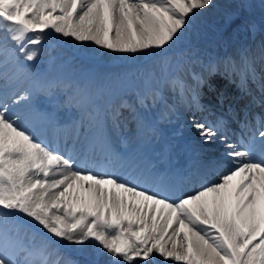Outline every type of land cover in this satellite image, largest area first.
Instances as JSON below:
<instances>
[{
    "label": "snow or ice",
    "instance_id": "snow-or-ice-1",
    "mask_svg": "<svg viewBox=\"0 0 264 264\" xmlns=\"http://www.w3.org/2000/svg\"><path fill=\"white\" fill-rule=\"evenodd\" d=\"M213 0H0V264H79L58 254L61 241L91 247L87 264H264V116L255 127L245 119L235 141L227 135L223 116L204 113L196 89L179 76L170 78L172 91L187 103L191 126L201 144L225 145L217 164L225 174L208 180L192 194L173 198L168 189L153 191L115 173L93 172L90 156L107 162L131 161L110 143L106 134L84 132L64 152L36 137L27 114L40 110V97L50 98L53 86L29 69L40 54L49 31L57 37L121 54L158 55L179 42ZM250 28L255 27L249 25ZM209 74L217 69L208 65ZM235 70V69H234ZM238 75L246 91L255 69L245 57ZM197 85L202 75L193 73ZM264 90V84L261 85ZM85 91V87L78 86ZM147 95L136 94L144 106ZM153 101L163 100L159 91ZM220 104L224 103L223 98ZM137 119L127 100L112 110L118 126L121 109ZM232 111L231 106L228 109ZM30 227L43 237L37 244L21 234ZM56 245V248H52ZM57 253L55 259H51Z\"/></svg>",
    "mask_w": 264,
    "mask_h": 264
},
{
    "label": "rangeland",
    "instance_id": "rangeland-1",
    "mask_svg": "<svg viewBox=\"0 0 264 264\" xmlns=\"http://www.w3.org/2000/svg\"><path fill=\"white\" fill-rule=\"evenodd\" d=\"M225 7L228 11H234L237 15L230 21H225L219 13L207 15L202 12L183 39L154 56L152 53L135 55L115 53L100 48L91 42L78 44L70 38L65 40L63 37H57L54 31H49L44 38V42L39 46V56L31 62L32 67H37L43 71L42 81L55 80V83L50 82L49 84L54 85L53 88H60L57 95H62V105L60 107L62 109H65L66 105L71 104L70 101L74 99L80 100L79 102H86L89 97L99 94L97 102L94 103V100L91 99L90 102L92 103L90 105L85 104L88 115L84 120L87 123L92 115V118L100 115L103 108V116L109 132L112 130L113 121L110 116L111 113L108 112L110 109L108 105L117 95L122 94L134 98L133 105H135L136 114H138L137 119H135L137 124L145 119L150 121L152 128L156 129L158 128V121H168V117H172V114L168 115L172 111V107L179 102L182 103V108H180L184 109L183 105L186 103L185 101L181 102L179 95L172 91L169 80L173 76H179L185 81L188 80L187 84L190 85L195 82L192 79L191 72L201 73L204 71L206 74L202 77L206 79L207 83H210L213 78L216 86H218L217 82L223 84L224 81H228L227 70H230L229 76H233L234 82L233 84L228 83L227 86L228 88L233 86L234 92L232 95L228 96L226 94L227 90L224 89L226 87L223 85L219 87L220 95L215 96L209 91V96L204 94L201 97L202 102L212 101L215 98L218 102L223 98L225 102L230 97L224 107L227 108L232 100H236V93L241 91V89L239 91L237 89L241 77L233 72V68L236 67L238 71L245 57L255 69V79L249 78L246 88L249 90V94L254 93L263 99L264 90H262L261 85L264 84V60L261 58L259 61L260 53L258 50L263 49L264 52V0H227ZM214 14L216 15L214 16ZM249 25L255 27L250 28ZM200 34L204 38L203 41H199ZM247 49L252 57L247 56ZM239 50H241L240 54L238 53ZM52 57H54V60L50 63L49 70H45L49 67V61ZM41 62H43V67H40ZM210 64L216 66V69L221 73L219 76L215 72L211 74V77L208 76L209 73L205 69ZM78 76L81 79L76 81ZM257 82L261 85L253 92ZM207 83L202 84L205 90L208 86ZM241 85L243 84L241 83ZM78 86H86V90L80 91ZM156 91H159L163 100L153 101L152 96ZM137 93L147 95L148 99L144 106L136 103ZM210 97H214V99ZM96 108L100 109L97 113H95ZM215 110L217 109L210 107L205 111V115L209 120H211L209 117L211 112ZM241 111H238V116ZM128 113H130V110ZM170 120L173 121V118H170ZM112 133L115 135L114 132ZM123 134L121 133V136ZM146 141L148 140L145 138ZM151 141L152 144L148 143L151 147L153 145L160 147L158 137L151 139ZM218 155L222 157L223 150H220ZM186 186H188L187 182ZM22 228L24 229L21 230ZM21 229V233L30 236L35 234L43 239L39 233H34L26 225L21 226ZM43 242L41 241V243ZM60 245L59 251L74 256L78 259L76 261L79 264H87L88 260L93 258L91 247L80 250L77 245H68L66 241H61ZM52 248H56V245H52ZM107 259L106 255L99 257L100 264H105ZM161 262L162 258L155 256L152 264H161ZM170 264H176V262L173 261Z\"/></svg>",
    "mask_w": 264,
    "mask_h": 264
},
{
    "label": "bare ground",
    "instance_id": "bare-ground-1",
    "mask_svg": "<svg viewBox=\"0 0 264 264\" xmlns=\"http://www.w3.org/2000/svg\"><path fill=\"white\" fill-rule=\"evenodd\" d=\"M226 2H227V0H213L212 6H210L207 10H205L203 12L206 13L207 15H209L211 13L212 14L213 13H216V14L219 13V14L222 15V17L225 19V21H230V19H232L237 14L234 11H228V9L225 7V3ZM216 14H214V16ZM224 34H225V31H224ZM224 36H226V35H224ZM200 40L201 41L204 40V38H203V36H201V34L199 35V41ZM240 52H241V50L238 51V53H240ZM258 52L260 53L259 54L260 55L259 56V61L261 60V58H262V60H264V52H263V49L258 50ZM256 54H258V53L256 52ZM247 56H251L252 57V54L250 53V51L248 49H247ZM257 57H258V55H257ZM257 57H256V59H257ZM220 69H222V68H220ZM3 70H5V68ZM29 71H30V69H29ZM233 72H236L238 74V71H237L236 68H233ZM215 73H216L217 76H219L221 74L218 70H216ZM229 73H230V71L227 70V75L229 77V78H227L228 81H226V82L224 81L223 84H219V86H222V85H226L227 86L228 83L229 84L231 83L232 76H229ZM201 74H202V72L200 73V75ZM208 76L211 77L212 75L209 74ZM238 77H240V75H238ZM223 79H224V76H223ZM203 80H204L203 83H207L206 82V79L203 78ZM241 81H242V79L239 80L238 85H237L238 91L243 86V85H241ZM186 82L188 83V80ZM215 84H216L215 83V80L212 78L211 81H210V83H208V90L207 91L211 90L212 94H217L218 93V90H217L218 87ZM260 85L261 84H259V86ZM226 88H227V95L233 92V88H230V87L229 88L226 87ZM196 92H197L198 96H200L201 94H205L204 89L200 85H197ZM220 93H218V95ZM246 94H249V91H241L240 92L239 100H240V98H244ZM250 94L251 95L247 98V103L248 104L250 103V105L252 106L253 103H254V101L257 100L256 97H258V96L256 94H254V93H250ZM252 96L254 98L252 100H249ZM122 100H127L130 104H134V102H135L134 98H131V97L127 96L126 94H122V95H120V96H118L117 98L114 99V101L110 105V109H109L108 112L111 113L112 110L115 109L121 103ZM46 101H47V98L44 99L42 103H44ZM207 102L208 103H206V104H208V107H214V106L219 107L220 106L219 103L216 102V101H214V100L207 101ZM42 103H39V105H41ZM201 104H204V103H201ZM260 105H262L263 108H264V102L260 101ZM183 106H184V109H179L177 111L176 110H173L172 111L173 112V115H174L173 116V119H174V122L173 123H174V125H177L178 124L180 126L177 127V130H173L172 123L171 124H167V130H168L169 134L176 135V138L178 139V142L183 141V142H188L189 144H194L195 147H193L192 149H190V151H191L192 154H193V151H194L195 154L189 156L190 157V159H189V162L190 163L191 162L200 161L201 160V158H200L201 156H203L204 158L205 157H210L211 159L214 158L216 156L217 152H218V149L221 148L222 144H220V142L218 141L219 140L218 138L212 144H208V145L201 144L198 135L196 134V132L194 131V129L191 126V122H190L191 119L189 118L188 115H186L187 113L189 114L187 103H185ZM204 106H205L206 109L208 108L206 105H204ZM77 107H79V110L78 111L79 112H82L81 104H77ZM40 112H41L40 110L38 111V113L29 112L27 114V117L30 120H33L34 118H36V117L39 116ZM128 112H129V109H127V108L121 109V116L119 118L118 126H116L117 129H118V132H121L123 129H125L127 131V133L122 137V139L120 141L121 145H123V146H126L130 142L134 143L136 141L134 139H135V137L137 136V133H138L137 132L138 125L136 124L135 119L132 118V114L131 113H128ZM235 112L236 111L232 112L231 114H234ZM48 115L49 114H43L40 117H42L41 118L42 120H45L48 117ZM84 115H85V113L82 114V116H84ZM202 115H203V113H197V115H196L197 120H202L203 119ZM136 116L138 117V114H136ZM229 117H231V116L229 115ZM31 123H32V126L34 124H36V123H33V122H31ZM31 123H30L29 126H30V128L33 129V127H31ZM239 125H238V128H239ZM86 128L88 129V126H86ZM86 128L84 127V129H86ZM34 129H36V128H34ZM134 129H136V130H134ZM36 137L39 140L41 138L40 133L36 134ZM51 146H54L53 145V142H51ZM55 148L61 149L58 146H56ZM137 148H139V147L136 146V149ZM123 149L124 150L122 152V155H124V156L127 157L128 154H130V156H131V151L129 150V148H123ZM64 151H65V149H63V151H61V152H64ZM179 151H181V149H179ZM142 155H143V153H141V155H140L139 158L133 159V163L130 166V168L127 169L126 165H124L121 168V172H118L116 175L121 176V177L126 176L130 180H135L134 177H133V174L129 173L130 170L134 169L135 171H138L141 174V176L144 177V181H139V182L144 187L149 188V189H151L153 191H156L157 190L156 188H152V183L154 181H156V179L154 178V175L151 172L147 171V169L149 168V165L153 164L152 163L153 157L150 156V153L149 154H145L146 157H144L145 155H143V156ZM219 160L220 159H218V161ZM205 163H206V166L203 167L204 172H202V174H203L202 177L203 178L206 177V176L207 177L205 179H203L204 180L203 182H206L208 180H213V181L217 180L220 175L215 176L214 174H210V173L213 172V173L222 174L223 173V168L220 165L217 164V161L216 162L211 161V162H205ZM213 164H217V166H213ZM210 167H212V168H210ZM218 169H219V172L217 171ZM207 174H209V175H207ZM148 181L150 183H148ZM169 185H171V183L168 184V186ZM199 185L200 184H196L195 183L193 185V187L186 188V187H182L181 185L178 186V185L175 184V187H174V190H173V194L171 196L173 198H175V197L179 196L180 193L192 194L195 191H198L199 190L198 189L199 188ZM23 229L24 228H22L21 230H23ZM33 237H35V236L33 235ZM36 241H37V243H41V241H43V240H41L39 238H36ZM58 254H60V256L66 258V259L75 260L72 257L70 258L69 255L66 254V253H60V252H58ZM55 255H57V253H53V256L52 257H56ZM52 257H51V259H52Z\"/></svg>",
    "mask_w": 264,
    "mask_h": 264
}]
</instances>
